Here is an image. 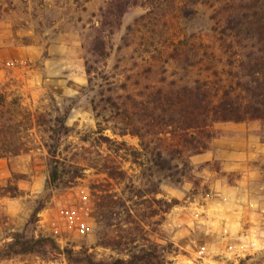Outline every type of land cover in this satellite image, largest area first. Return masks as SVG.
I'll return each mask as SVG.
<instances>
[{"label": "rangeland", "instance_id": "obj_1", "mask_svg": "<svg viewBox=\"0 0 264 264\" xmlns=\"http://www.w3.org/2000/svg\"><path fill=\"white\" fill-rule=\"evenodd\" d=\"M105 1L0 0V93L16 96L32 115L25 150L0 157V185L19 188L15 195H0V244L23 231L37 199L47 195L35 233L95 259L116 256L104 243L124 235V212L130 210L175 264H264L259 121L211 122L199 137L202 149L180 158L175 149L182 140L169 135L187 124L178 123L179 107L170 94L196 80L226 86L228 72H236L228 65V46L238 53L254 44L226 30L228 16L238 13L243 0H164L161 10L148 15V5L131 6L107 39V56L96 62L88 50ZM188 37L187 46L206 52L198 63L186 55L187 46H176ZM86 61L94 67L88 89ZM64 111L71 128L57 151L64 174L50 185L43 130ZM100 134L111 141L100 142ZM156 150L178 164L179 181L153 165ZM73 170L79 177L70 183ZM160 198L176 203L163 212L154 201ZM108 210L115 212L112 219ZM0 264L66 263L61 256L22 255Z\"/></svg>", "mask_w": 264, "mask_h": 264}, {"label": "trees", "instance_id": "obj_2", "mask_svg": "<svg viewBox=\"0 0 264 264\" xmlns=\"http://www.w3.org/2000/svg\"><path fill=\"white\" fill-rule=\"evenodd\" d=\"M163 3L164 0H106L98 12V25H92L94 33L89 54L96 62L105 59L107 39L117 27L119 18L129 7L148 5L150 7L148 15L160 9ZM142 18L144 17H139V20ZM226 30L234 32L236 36L243 34L254 44L242 46L241 52L238 53L230 51L231 46H228V54H226L228 65L233 66L236 72H228L227 80H230L226 86L219 84L221 81L196 80L191 85L177 87L174 93L170 94L179 107L178 123L187 121L185 126H174L175 128L169 132L171 137L182 140L183 146L175 149L176 157L180 158L184 151L197 153L202 149V144L198 142L199 137L206 133L204 129L211 122H241L251 119L259 121L264 130V0H243L238 13L228 16ZM187 41L189 37L178 40L176 46H187L189 45ZM185 52L192 57L193 64L200 62L206 54V52L199 53L194 48V44L187 46ZM93 70V64L86 61L87 89L92 83ZM161 94V89L156 92L159 101ZM164 96L167 97L166 94ZM111 100L110 97L107 98V101ZM66 117L67 111H64L53 119L52 126L43 130V133L47 134L44 146L50 157V185L58 184L64 174L63 163L57 157V151L59 139L68 135L71 130L65 123ZM35 122L40 125L38 118ZM31 126L32 115L22 106L19 99L16 96L8 98L6 94L0 93V157L17 155L21 150H25L23 138L28 134ZM102 130L103 128L99 127L98 133H102ZM98 139L103 143L111 141L102 134ZM143 149L146 151V146H143ZM172 159L156 150L152 153L151 162L159 168V171L166 173V179L179 181L182 172L178 164H173ZM77 177L79 172L73 170L70 183L71 179ZM18 192L19 188L15 184L0 185V195L6 193L15 195ZM47 198V195H42L37 199L23 231L13 233L9 240L0 244V261L15 256L35 255L47 259L61 256L66 264H175L165 258V246L149 239L130 210L124 212L123 221L126 225L123 229L124 235L110 238L104 243V246L115 251L116 256L109 259H95L87 250L61 247L54 237L35 233L38 214L45 207ZM154 201L163 212L174 207L176 203L175 200L168 201L163 198ZM107 213L108 219L115 216L112 210H108ZM154 214L155 210L149 212V216ZM167 246L173 247L171 244Z\"/></svg>", "mask_w": 264, "mask_h": 264}]
</instances>
